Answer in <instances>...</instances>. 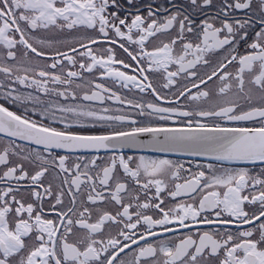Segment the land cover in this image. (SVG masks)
Wrapping results in <instances>:
<instances>
[{"label":"snow or ice","instance_id":"1","mask_svg":"<svg viewBox=\"0 0 264 264\" xmlns=\"http://www.w3.org/2000/svg\"><path fill=\"white\" fill-rule=\"evenodd\" d=\"M0 264H264V0H0Z\"/></svg>","mask_w":264,"mask_h":264}]
</instances>
